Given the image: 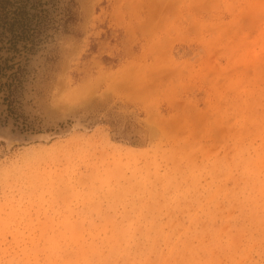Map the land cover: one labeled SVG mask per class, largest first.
<instances>
[{"label":"rangeland","instance_id":"374dc122","mask_svg":"<svg viewBox=\"0 0 264 264\" xmlns=\"http://www.w3.org/2000/svg\"><path fill=\"white\" fill-rule=\"evenodd\" d=\"M0 264H264V0H0Z\"/></svg>","mask_w":264,"mask_h":264},{"label":"trees","instance_id":"16d2710c","mask_svg":"<svg viewBox=\"0 0 264 264\" xmlns=\"http://www.w3.org/2000/svg\"><path fill=\"white\" fill-rule=\"evenodd\" d=\"M33 7V6H32ZM34 15V14H33ZM33 15L30 14V18H33ZM35 16V15H34ZM11 34L13 35V32H11ZM13 37V36H12Z\"/></svg>","mask_w":264,"mask_h":264}]
</instances>
